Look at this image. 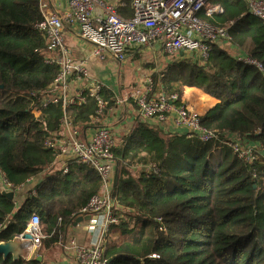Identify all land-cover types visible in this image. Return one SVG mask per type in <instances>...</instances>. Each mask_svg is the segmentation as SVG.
I'll return each instance as SVG.
<instances>
[{"label": "trees", "instance_id": "16d2710c", "mask_svg": "<svg viewBox=\"0 0 264 264\" xmlns=\"http://www.w3.org/2000/svg\"><path fill=\"white\" fill-rule=\"evenodd\" d=\"M213 2L222 11L203 19L225 26L228 45L261 68L211 44L203 61L193 57L152 72L148 94L176 93L179 104L185 87H197L216 98L201 124L253 143L254 158L242 160L218 140L137 121L112 147L116 221L103 239L108 264H264V25L246 0ZM42 17L40 0H0V172L12 188L39 181L36 196L29 191L19 208L0 190V242L12 241L37 212L44 235L39 251L60 246L67 226L102 184L93 168L75 159L63 173L57 151L44 147L43 139L59 131L64 118L82 129L106 113L98 115L89 97L65 107L42 104L58 70L44 62L46 37L36 28ZM102 95L107 111L116 95L108 88ZM29 203L36 208H26ZM25 259L0 255V264H42Z\"/></svg>", "mask_w": 264, "mask_h": 264}, {"label": "built area", "instance_id": "2783aa9c", "mask_svg": "<svg viewBox=\"0 0 264 264\" xmlns=\"http://www.w3.org/2000/svg\"><path fill=\"white\" fill-rule=\"evenodd\" d=\"M249 12L264 25V0H246ZM44 2L40 1L42 19L36 23V28L43 31L46 39L44 62L57 65L54 81L44 90L43 105L60 103L63 107L70 104H83L87 97L96 102L98 115L113 108H122L129 99H133L138 113L144 120H155L163 125L174 112V124L181 126L187 137H197L201 141L218 140L231 147L238 157L245 161L254 158L257 146L253 143L243 145L236 135L228 132L218 133L205 128L200 116L188 109L178 99L176 93L153 94L147 92L125 90L116 95L114 105L106 111L102 92L104 83L92 77L86 67L85 60H76L65 45L63 37L64 21L77 24L80 37L91 44V54L101 59L110 55L119 62L126 60L128 51L146 46H157L170 55L192 56L198 61L207 59L211 44H220L226 40L225 26H215L205 21L201 15L211 17L222 11V7L213 0H132L133 14L124 18L117 12L116 6L107 0H67L68 13L44 14ZM52 52L55 55H52ZM183 52V55L180 54ZM247 63L261 68L255 60L245 56L240 57ZM118 109L116 112H120ZM37 117L39 112L32 111ZM94 127L92 133L85 138L79 135L77 128L64 118L59 131L43 139L44 147L57 151V156L75 159L77 162L93 168L101 179L98 193L92 195L80 215L90 214L87 220L88 230L96 231L97 236L90 246L79 247L74 239L63 246L67 253L73 252L80 264H108L103 256V239L112 222L113 200L111 197L114 176V146L113 128L109 122L100 123L101 119L92 118ZM62 172L68 171V166H62ZM0 189L14 193L20 189L12 188L0 172ZM37 191L32 192L36 196ZM101 223L100 225L98 224ZM98 230V231H97ZM24 233L30 239H22ZM44 237L41 229V218L37 212L31 213L24 230L14 239L30 250L19 249L18 255L29 259L30 253L38 248Z\"/></svg>", "mask_w": 264, "mask_h": 264}, {"label": "crops", "instance_id": "0c3cea01", "mask_svg": "<svg viewBox=\"0 0 264 264\" xmlns=\"http://www.w3.org/2000/svg\"><path fill=\"white\" fill-rule=\"evenodd\" d=\"M41 2H44V8L43 13L44 14H60L65 16L68 13V5L67 0H40ZM107 2L112 3L116 6L117 12L120 16L124 18H130L133 14L132 10V0H107ZM208 17L202 14L201 16ZM63 37L65 41L66 47L70 49V51L73 54L74 59L76 60H85L86 67L89 70V73L92 75V77H95L101 81H103L105 88L111 89L112 91L116 92L115 89L108 86L107 81H112L113 77H115L116 73L114 70L111 71L109 68V63H111L113 60L116 61L119 64V67L122 64L127 65L125 70L122 72L121 68H119V73L121 72V75L123 76L122 79L126 81V83L134 84L140 83L142 79V73H138L139 70L144 69H150L153 70V66L149 65L145 67L144 62H140L141 67L140 68H131L132 64L134 63L133 60H138L141 56H149L155 58L157 55V51H163L161 48L157 46H146L143 48H135L130 49L128 51V56L125 61L119 62L113 57H111L109 54L105 56V58L101 59L97 56H93L91 54V44L80 37L79 29L77 24H69L67 21H64L63 25ZM225 44L227 46H224L229 52L232 54L236 53L237 56L240 58L244 56L243 52L237 50L234 47H231L228 45V43L225 40ZM220 46L221 43L219 44ZM164 52V51H163ZM52 55H55L54 52H52ZM157 59V57L155 58ZM119 77V76H118ZM115 82V81H114ZM147 83V82H145ZM129 84V85H130ZM127 85V84H126ZM117 87L120 88V86ZM131 87V86H130ZM131 90V89H127ZM134 91V90H131ZM148 93V91H146ZM115 95H117L115 93ZM181 100L183 101L184 105L188 107L189 110L194 112L196 115L202 117L204 114H206L209 109H211L218 100L209 94L205 93L199 88L196 87H185L184 91L181 94ZM133 99H129L127 102H125V105L122 108H113L112 112H116L118 109H121L123 111V115H121V118L119 120H116L114 116L109 117H102V120L100 123H106L109 122L113 128V133L115 138H118L124 134H127L131 128L134 126V124L137 121H144L152 124H157L155 120H144V118L141 117V115L137 111V107L134 104ZM120 110V111H121ZM108 112L107 114H109ZM121 114V113H120ZM174 118V112H170V116L167 119L166 122L163 124V130H167L169 132H178L182 133L184 132V129L181 126H177L174 124L173 119ZM159 124V123H158ZM97 123H93L91 126L79 129L77 128L79 135L82 137L88 136L90 133L93 132L94 127L97 126ZM72 160V159H71ZM68 157H62L59 156L57 158L56 165L58 168L62 166H69L70 161ZM38 179H32L29 180L26 184L21 185L20 189L14 193V200L16 203V208L22 207L26 204L27 201V193L29 191H34V188H36V185L38 184ZM32 191V192H33ZM26 208H32L35 209L36 206L34 203H29ZM37 209H40V211H43L42 207H37ZM74 221V220H73ZM98 231V230H97ZM97 236L96 231H90L88 230V224L87 220H83L81 222H78L77 224H73V222L67 226L66 233L64 240L60 244V246H55L52 249L48 250H41L40 253H34V250L32 253H30L29 257L32 256H40L42 261V264H80L73 252L67 253L64 251L63 246L66 242H68L71 239H74L77 246H90L94 239ZM37 250L39 249L36 248ZM35 249V250H36ZM46 256V257H45Z\"/></svg>", "mask_w": 264, "mask_h": 264}, {"label": "rangeland", "instance_id": "374dc122", "mask_svg": "<svg viewBox=\"0 0 264 264\" xmlns=\"http://www.w3.org/2000/svg\"><path fill=\"white\" fill-rule=\"evenodd\" d=\"M221 45L222 46H227L225 44V41L221 42ZM156 57H157V59H155ZM155 58H153V57L151 58L149 56H141V57H139V59L137 61L136 60H133L134 63L132 64V67L131 68H140L141 67V64H140L141 61L144 62L145 67H147L149 65L153 66V70L152 71L150 69H144V71L142 69L139 70L138 73H142V76H141L142 79H141V82L140 83H136V85L130 84L129 82L126 83V81H124L122 79L123 76L121 75V72L119 73V70H120L119 68H121V71L123 72L125 70V68H126L127 65L122 64L119 67V64L116 61L113 60L111 63H109L108 66L111 69V71L112 70L115 71L116 75H115V77H113V80L112 81H110V80L107 81L108 82L107 83L108 86H110L111 88L115 89V91H116L115 93L116 94H120L121 92H124L127 89H131V90L137 91L139 93H145L146 91H152L153 88H154V82H153V78L151 76L152 72H158V71L159 72H161V71L163 72L164 70L165 71L166 70L167 71L168 70L170 71V65L173 64V63L187 61V60L190 61V63L196 61V60H194V58L192 56L189 57L188 55H186V56L184 55L183 57H179L178 55L177 56L176 55H170V54H167V53H165L163 51H157V55L155 56ZM167 75H169V78H170V73L167 74ZM145 82H147V83H145ZM117 84H118V86H120V88L117 87ZM157 91L159 92V90H157ZM158 92L156 93L157 95L161 94V93H158ZM167 95H170V94H167ZM130 103L133 104V102H130ZM108 112H110V113L107 114ZM121 115H123V111L122 110L120 112H115V113L112 112V110L111 111L108 110L104 114V116L109 117V118L111 116H114L116 120H119L121 118ZM114 140L117 141L116 138H115V136H114ZM98 224L100 225L101 223L98 222ZM112 236H114V235H112ZM16 252H19V250H16ZM34 253H36V254L37 253H40L39 249L38 250L37 249L34 250ZM30 258H35V256H32Z\"/></svg>", "mask_w": 264, "mask_h": 264}, {"label": "water", "instance_id": "95a60500", "mask_svg": "<svg viewBox=\"0 0 264 264\" xmlns=\"http://www.w3.org/2000/svg\"><path fill=\"white\" fill-rule=\"evenodd\" d=\"M181 55H183V52H180ZM1 193L6 196L7 198L9 199H13V196H14V191L12 190H9V191H5V190H1ZM90 218V214H85V215H80L78 214L74 221H73V224H77L78 222H81L83 220H88ZM22 239H30V235L28 233H24L22 234L21 236ZM17 242L18 243V246H20L21 244L13 239L12 241L10 242H0V255H2L3 257L7 256L8 254H11L14 258H17L18 257V252H16L15 250H13V246L12 244ZM17 246V247H18ZM20 248H18L19 250ZM41 257L40 256H36V260L40 261Z\"/></svg>", "mask_w": 264, "mask_h": 264}, {"label": "bare ground", "instance_id": "6f19581e", "mask_svg": "<svg viewBox=\"0 0 264 264\" xmlns=\"http://www.w3.org/2000/svg\"><path fill=\"white\" fill-rule=\"evenodd\" d=\"M1 190V189H0ZM33 191V190H32ZM14 197V196H13ZM12 246H13V250H18V248H20L21 246H22V248L24 249V250H30V248L28 247V246H26V245H20V246H18V243L17 242H15V243H13L12 244ZM18 246V247H17ZM18 257H19V255H18Z\"/></svg>", "mask_w": 264, "mask_h": 264}]
</instances>
